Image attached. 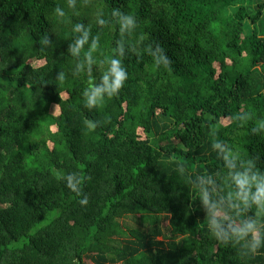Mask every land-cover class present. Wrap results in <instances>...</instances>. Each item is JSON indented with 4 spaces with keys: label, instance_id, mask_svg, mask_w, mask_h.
Instances as JSON below:
<instances>
[{
    "label": "trees",
    "instance_id": "obj_1",
    "mask_svg": "<svg viewBox=\"0 0 264 264\" xmlns=\"http://www.w3.org/2000/svg\"><path fill=\"white\" fill-rule=\"evenodd\" d=\"M262 124L264 0H0V264H264Z\"/></svg>",
    "mask_w": 264,
    "mask_h": 264
},
{
    "label": "clouds",
    "instance_id": "obj_2",
    "mask_svg": "<svg viewBox=\"0 0 264 264\" xmlns=\"http://www.w3.org/2000/svg\"><path fill=\"white\" fill-rule=\"evenodd\" d=\"M56 12L59 15H63V12L60 9H56ZM132 26H134V20L131 16H125L122 18V25H121L122 30L125 28L132 27ZM80 28H81L80 25H76V31H80ZM87 36H88V33L87 31H85L82 38H80L77 41L76 47L73 48L74 53L78 51L79 48L87 42ZM91 47L95 49L96 47L95 41L93 42ZM90 55L91 54L89 53L88 56L90 57ZM109 63H110L109 73L106 74L103 78L104 83H105V88L104 89L95 88L92 91L91 95H89L86 100L87 107H96L102 100V97H101L102 92L106 91L108 95L111 97L117 92H119V90L123 86V83L127 78V74L125 70L121 67V61L119 59H111ZM88 127L90 129H94L96 126L95 124H92L90 122L88 124ZM260 127L264 128V124H262ZM215 147L219 148L220 145L217 144L215 145ZM62 179L66 181L67 187L71 191H73L77 195H81V188H80L81 180L79 177H77L74 174H68L66 176H63ZM253 181H255L254 184H253ZM240 184L244 186L245 196H247L248 189L254 186L256 188V191L254 193V200L259 204H264V178H259L257 180V178L255 177L249 179L245 176V177L240 178ZM79 202L81 204H87L88 202L87 197H84ZM255 231H256V226L253 222H249L243 228H233L232 229V232L241 239L248 236L249 233H253ZM260 243H261L260 240H254L253 250H255V247L260 246Z\"/></svg>",
    "mask_w": 264,
    "mask_h": 264
}]
</instances>
